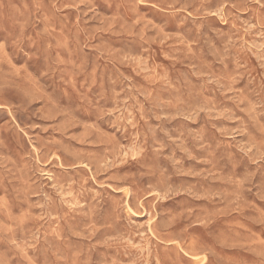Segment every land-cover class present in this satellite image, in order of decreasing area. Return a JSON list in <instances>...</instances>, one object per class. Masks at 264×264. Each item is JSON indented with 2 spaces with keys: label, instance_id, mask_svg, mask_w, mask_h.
<instances>
[{
  "label": "rangeland",
  "instance_id": "1",
  "mask_svg": "<svg viewBox=\"0 0 264 264\" xmlns=\"http://www.w3.org/2000/svg\"><path fill=\"white\" fill-rule=\"evenodd\" d=\"M0 264H264V0H0Z\"/></svg>",
  "mask_w": 264,
  "mask_h": 264
},
{
  "label": "bare ground",
  "instance_id": "2",
  "mask_svg": "<svg viewBox=\"0 0 264 264\" xmlns=\"http://www.w3.org/2000/svg\"><path fill=\"white\" fill-rule=\"evenodd\" d=\"M189 41V40H188ZM191 41H192V39H191ZM179 42V41H178ZM200 51V50H199ZM255 52V51H254ZM145 63V62H144ZM202 65V64H201ZM258 66V65H257ZM207 67V66H206ZM135 68H137V67H135ZM144 71V70H143ZM29 73V72H28ZM148 73V72H147ZM208 73V72H207ZM216 73V72H215ZM146 74V73H145ZM29 75V74H28ZM147 75V74H146ZM219 75V74H218ZM160 77V76H159ZM146 83H147V81H146ZM146 88V87H145ZM117 99V98H116ZM50 108V107H49ZM48 112V111H47ZM130 118V117H129ZM137 146V145H136ZM132 151H133V149H132ZM102 163V162H101ZM89 164V163H88ZM158 165V164H157ZM180 192V191H179ZM86 215H87V213H86ZM12 220V219H11ZM15 221V220H14ZM102 224V223H101ZM227 235H228V233H227ZM121 240V239H120ZM122 241V240H121ZM109 242V241H108ZM113 242V241H112ZM116 246V245H115ZM138 248V247H137ZM150 262V261H149ZM145 263V262H144Z\"/></svg>",
  "mask_w": 264,
  "mask_h": 264
}]
</instances>
